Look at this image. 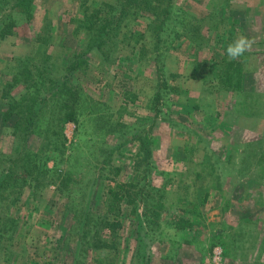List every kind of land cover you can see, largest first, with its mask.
I'll list each match as a JSON object with an SVG mask.
<instances>
[{
  "label": "rangeland",
  "instance_id": "374dc122",
  "mask_svg": "<svg viewBox=\"0 0 264 264\" xmlns=\"http://www.w3.org/2000/svg\"><path fill=\"white\" fill-rule=\"evenodd\" d=\"M29 1L0 0V264H264V0Z\"/></svg>",
  "mask_w": 264,
  "mask_h": 264
},
{
  "label": "clouds",
  "instance_id": "9594fccd",
  "mask_svg": "<svg viewBox=\"0 0 264 264\" xmlns=\"http://www.w3.org/2000/svg\"><path fill=\"white\" fill-rule=\"evenodd\" d=\"M253 41L249 39L247 36L240 35L235 38L232 42H230L226 49V56L229 61L238 60L244 56L245 52H247L252 47Z\"/></svg>",
  "mask_w": 264,
  "mask_h": 264
},
{
  "label": "trees",
  "instance_id": "16d2710c",
  "mask_svg": "<svg viewBox=\"0 0 264 264\" xmlns=\"http://www.w3.org/2000/svg\"><path fill=\"white\" fill-rule=\"evenodd\" d=\"M12 1H14V6H16V7H18L19 8V6L22 4V3H28L29 4V0H12ZM1 3V2H0ZM27 7V6H26ZM26 7H24V8H26ZM24 8H22V9H24ZM31 123V122H30ZM29 123V124H30ZM15 126H16V128L14 127V129L16 130H18V131H21V130H23L22 129V125H21V122L20 121H16L15 122ZM34 162V161H33ZM34 168V164H28L27 166H24V167H22V170H21V172L23 173V174H25V175H29V174H27V173H30L32 170H34L33 169ZM8 173H10V170L8 171ZM22 174V175H23ZM3 177H5V180H6V178L7 177H11L10 175H5L4 174V176ZM12 177H15V174L12 176ZM2 182H5V181H2ZM6 182H11L10 180H8V181H6Z\"/></svg>",
  "mask_w": 264,
  "mask_h": 264
}]
</instances>
